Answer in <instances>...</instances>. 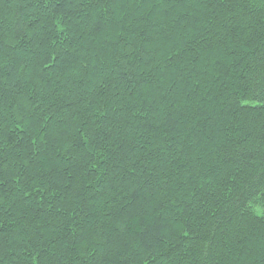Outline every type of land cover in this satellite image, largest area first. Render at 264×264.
<instances>
[{"label": "trees", "instance_id": "obj_1", "mask_svg": "<svg viewBox=\"0 0 264 264\" xmlns=\"http://www.w3.org/2000/svg\"><path fill=\"white\" fill-rule=\"evenodd\" d=\"M0 264H264V0H0Z\"/></svg>", "mask_w": 264, "mask_h": 264}]
</instances>
